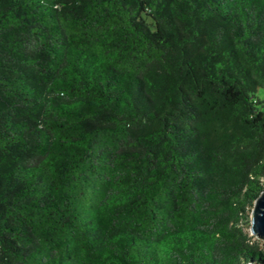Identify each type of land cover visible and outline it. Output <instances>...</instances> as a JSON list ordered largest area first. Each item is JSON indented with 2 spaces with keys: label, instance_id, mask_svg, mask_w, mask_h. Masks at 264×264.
<instances>
[{
  "label": "trees",
  "instance_id": "1",
  "mask_svg": "<svg viewBox=\"0 0 264 264\" xmlns=\"http://www.w3.org/2000/svg\"><path fill=\"white\" fill-rule=\"evenodd\" d=\"M264 0H0V264L264 261Z\"/></svg>",
  "mask_w": 264,
  "mask_h": 264
},
{
  "label": "water",
  "instance_id": "2",
  "mask_svg": "<svg viewBox=\"0 0 264 264\" xmlns=\"http://www.w3.org/2000/svg\"><path fill=\"white\" fill-rule=\"evenodd\" d=\"M249 233L257 239L264 240V182L249 211ZM243 264H264V261H246Z\"/></svg>",
  "mask_w": 264,
  "mask_h": 264
},
{
  "label": "rangeland",
  "instance_id": "3",
  "mask_svg": "<svg viewBox=\"0 0 264 264\" xmlns=\"http://www.w3.org/2000/svg\"><path fill=\"white\" fill-rule=\"evenodd\" d=\"M256 95H257V97L259 99L264 100V91H263V89L261 87H258L257 88ZM243 228L249 233V220H247L246 222L243 223ZM257 240L259 241V244L258 245H259L260 250L264 252V240H261V239H257Z\"/></svg>",
  "mask_w": 264,
  "mask_h": 264
}]
</instances>
